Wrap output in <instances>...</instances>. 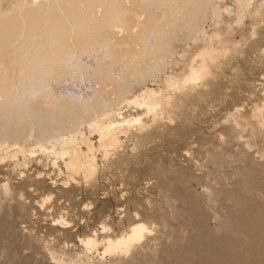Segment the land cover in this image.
<instances>
[{
    "label": "rangeland",
    "instance_id": "obj_1",
    "mask_svg": "<svg viewBox=\"0 0 264 264\" xmlns=\"http://www.w3.org/2000/svg\"><path fill=\"white\" fill-rule=\"evenodd\" d=\"M222 1L231 10L217 25L207 19L204 31H218L212 45L229 49L207 76L171 93L162 115L117 106L116 119L140 115L144 124L122 129L106 156L97 134L79 129L98 149L91 177L72 180L61 159L38 150L24 158L11 148L18 157L0 160L8 188L0 192V264H264V11L255 13L264 0H249L242 22L235 0ZM200 37L145 86L163 89L164 75L198 61ZM137 221L149 232L128 253L104 251L107 237ZM89 236L93 250L83 244Z\"/></svg>",
    "mask_w": 264,
    "mask_h": 264
},
{
    "label": "bare ground",
    "instance_id": "obj_2",
    "mask_svg": "<svg viewBox=\"0 0 264 264\" xmlns=\"http://www.w3.org/2000/svg\"><path fill=\"white\" fill-rule=\"evenodd\" d=\"M249 3L235 0L237 22ZM228 7L220 0H0V160L11 148L22 155L38 150L61 159L72 180L76 174L91 177L97 148L108 154L122 129L143 127L140 115L116 119L117 106L136 103L162 115L171 93L193 87L226 53L227 45H212L220 33L205 34L204 22L217 25ZM263 11L264 2L255 13ZM200 36L205 42L198 61L183 73L162 76L163 89L145 86ZM82 126L97 134V148L80 133ZM0 188L8 190L5 184ZM148 232L137 221L129 231L107 237L104 251L122 256ZM96 242L94 236L83 240L89 250Z\"/></svg>",
    "mask_w": 264,
    "mask_h": 264
}]
</instances>
